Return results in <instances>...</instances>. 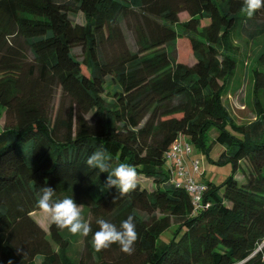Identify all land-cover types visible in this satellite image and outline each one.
<instances>
[{
    "label": "trees",
    "instance_id": "1",
    "mask_svg": "<svg viewBox=\"0 0 264 264\" xmlns=\"http://www.w3.org/2000/svg\"><path fill=\"white\" fill-rule=\"evenodd\" d=\"M244 7V0H0V264H264V111L237 126L222 106L237 69L230 40L264 18V7L251 17ZM80 14L84 23H75ZM179 42L193 65L180 61ZM256 84L264 87V72ZM181 139L207 156L218 147L215 163L232 166L221 186L202 182L198 204L173 181L167 156ZM101 147L111 167L133 165L154 189L108 188V174L86 165ZM44 187L81 206L87 236L53 222L41 227L32 215L42 211ZM129 215L132 251L97 250V219L119 228Z\"/></svg>",
    "mask_w": 264,
    "mask_h": 264
},
{
    "label": "rangeland",
    "instance_id": "2",
    "mask_svg": "<svg viewBox=\"0 0 264 264\" xmlns=\"http://www.w3.org/2000/svg\"><path fill=\"white\" fill-rule=\"evenodd\" d=\"M181 19L185 20V16ZM73 21L82 24L84 23V17L81 14L76 15L73 17ZM260 22L262 23L257 26L248 23L241 25L233 34L229 44L233 57L237 62V69L223 88L222 106L237 126L247 125L255 121L258 113L264 111V87H258L256 84L257 71L264 72V66L260 62V57L264 53V18ZM127 38L129 45L134 49L135 41L132 35L127 33ZM186 44L185 42L178 43L180 61L193 65L195 59ZM74 53L79 60H82L80 49H76ZM4 123L5 118L3 116L0 125L3 126ZM210 135L214 138L216 130H212ZM191 150L192 152L186 160L191 169L194 162H199L200 171L196 174L193 173L197 182L200 183L204 174L203 182H213L217 186H221L232 174L231 165L218 166L215 163L218 147H215L209 156L194 145H191ZM238 178L241 179L242 175H239ZM136 182L142 183V187L146 189H154L152 179L137 178ZM81 213L86 218V213L82 210ZM32 216L48 231L52 221L47 213L38 211L33 213ZM173 234L174 229H170L160 236L158 240L159 251H162L171 242Z\"/></svg>",
    "mask_w": 264,
    "mask_h": 264
},
{
    "label": "clouds",
    "instance_id": "3",
    "mask_svg": "<svg viewBox=\"0 0 264 264\" xmlns=\"http://www.w3.org/2000/svg\"><path fill=\"white\" fill-rule=\"evenodd\" d=\"M244 11L251 17L257 10L264 7V0H244ZM89 168L100 173H107L106 186L115 187L121 193H128L137 187V170L133 165L120 163L111 167L108 162L106 150L98 148L86 160ZM38 207L47 213L58 229H67L72 234L87 236L91 231L90 225L85 221L79 206L73 197L66 196L62 199L56 197V192L51 187L41 188ZM99 230L93 234L92 242L97 250L119 244L125 252H131L137 240V231L134 217L129 215L121 221L119 228L103 219H97Z\"/></svg>",
    "mask_w": 264,
    "mask_h": 264
},
{
    "label": "built area",
    "instance_id": "4",
    "mask_svg": "<svg viewBox=\"0 0 264 264\" xmlns=\"http://www.w3.org/2000/svg\"><path fill=\"white\" fill-rule=\"evenodd\" d=\"M191 152V146L181 139L172 146L167 158L172 165L173 181L176 186L185 188L187 192L193 195L194 203L198 204L201 201L205 186L197 182L194 176L200 171L199 162H194L191 169L186 161Z\"/></svg>",
    "mask_w": 264,
    "mask_h": 264
},
{
    "label": "crops",
    "instance_id": "5",
    "mask_svg": "<svg viewBox=\"0 0 264 264\" xmlns=\"http://www.w3.org/2000/svg\"><path fill=\"white\" fill-rule=\"evenodd\" d=\"M200 182L202 183V182H203V179H201ZM36 221H37V220H36ZM37 222L39 223V221H37ZM39 224L41 225V227H42L43 229H45L44 226H43L41 223H39ZM45 230H46V229H45ZM46 231H47V230H46Z\"/></svg>",
    "mask_w": 264,
    "mask_h": 264
}]
</instances>
